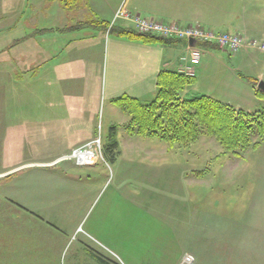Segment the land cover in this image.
I'll list each match as a JSON object with an SVG mask.
<instances>
[{"label": "rangeland", "instance_id": "1", "mask_svg": "<svg viewBox=\"0 0 264 264\" xmlns=\"http://www.w3.org/2000/svg\"><path fill=\"white\" fill-rule=\"evenodd\" d=\"M207 1L211 6L210 13H214L222 25L210 29L238 35L246 43L237 53L218 47L207 49L210 52L202 59L204 71L198 72L194 85L184 93L188 99L201 95L217 97L220 93L232 92L240 75L255 79L264 75V51L248 45L251 40L264 44V0H203V3L207 4ZM74 2L78 3V0ZM50 6V1L44 3V0H0V170L18 169L11 180L0 173V187L8 184L7 180L12 183L7 197L16 203H32L40 198L45 203L46 217L53 220L70 215L74 229L79 231L65 250L63 260L73 256L75 264H82V241L87 238L97 254H104L100 240L110 238H97L91 231L94 229L120 233L116 238L120 264H130L129 260L133 264H160L171 261L176 252L179 254L184 250L183 257L193 256L194 264H227L224 256L211 250L216 244L233 241L219 233L230 225L235 234H249L250 237L246 238L249 244L253 242L251 248L255 242L264 249V139L257 148L236 153L225 152L215 139L207 136L192 146L171 148L159 139L129 137L126 131L128 120H110L106 105H101L97 120H77L83 122L82 127L87 130L78 127L82 137L92 128L105 139L114 126L123 153L113 162L104 156L105 160H100L92 168L75 166L73 161L48 169L19 167L50 159L63 145L74 142L72 120H34V104L29 92L32 90L19 88L22 84H32L33 77L16 76L18 61H7L5 65L2 62L1 53L9 48V40L12 47H16L14 40L33 35L34 30L23 29L24 25L33 27L36 23L39 26L50 22L61 25L64 20L79 15L72 12L67 17L60 13L52 18L51 11H46ZM54 8L56 10V6ZM86 15L80 19L90 22L91 14ZM80 32L88 34L90 31L83 28ZM80 32L72 28L64 30L68 39L80 37ZM184 69L185 66L179 72L187 75L188 71ZM191 69L196 73L197 65H192ZM19 81L24 83L19 85ZM26 93L29 95L26 103H20L19 95ZM258 101L260 105L250 108L251 112L264 108V99L258 98ZM256 141L254 138L253 143ZM102 144L104 147L103 141ZM153 148L160 149L161 156L148 158L137 153L139 149ZM51 172L59 176L52 188L49 185ZM195 181L211 183V188L220 186V189L193 185ZM18 182H31L24 195L17 186ZM33 183L38 184L37 188L34 189ZM224 183L231 184L230 188L221 189ZM54 196L58 198V205L46 204L48 198ZM10 202L18 212L21 211L15 202ZM184 204L188 235L179 237L181 222L177 213ZM9 208L4 204L5 212ZM195 208L201 210L200 221L197 218L190 220L197 215ZM188 224L192 229L187 227ZM254 233L259 237H253ZM117 240H121L120 246ZM257 249L249 251V256L259 253L264 261V253L257 252Z\"/></svg>", "mask_w": 264, "mask_h": 264}, {"label": "crops", "instance_id": "2", "mask_svg": "<svg viewBox=\"0 0 264 264\" xmlns=\"http://www.w3.org/2000/svg\"><path fill=\"white\" fill-rule=\"evenodd\" d=\"M49 1L51 6L46 11H51L52 18L58 17L60 13H65L67 17L72 12H77L79 15L70 18L69 21L64 20L61 25L51 22L49 25L40 23L39 26L36 23L33 27L24 25L23 29L34 30L33 35L31 38H29L30 35H27L14 40L15 44L13 43V45H17L16 47H12L9 40V43L7 42L9 48L1 53L3 54L2 62L5 65L7 61H18L16 76L20 78L33 77L32 84H28V86H32L20 85V83H24L23 81H19L20 86H18L21 89L32 90L29 92L32 93L34 104V120H72L71 132H73L74 142L63 145L50 159L26 163L20 165V168H54L65 161L72 162L65 160V157L92 140L100 138L105 145L109 141L110 135L103 139L98 136L96 130L90 128L89 132L82 137V131L78 126L82 127L83 122L78 123L77 120H97L101 105H106L110 120H128V124L130 117L114 104V100L127 96L144 104L152 102L157 94V78L161 71H180L185 66L181 57L188 54L189 48L196 47L203 54L194 77H197L198 72L204 71L205 64L202 67V59L206 53L210 52L207 49H212V47H203L189 41H177L166 46L145 45L138 41L119 37L116 34V29L132 28V22L124 18L113 24L119 11L127 10L126 12L139 15L142 18L165 23H178L182 26L197 24L207 29L222 26L217 22L214 13H210L209 1L206 4L203 3V0H78L80 4L75 3V0H44V3ZM202 4L204 5L202 6ZM88 13L92 16L89 15L90 22L86 21L87 19H80L85 18ZM100 22L113 26L109 27L107 32L105 26L100 25ZM89 23L91 26L88 25ZM71 28L76 32H80L83 28L90 32L88 34L80 32V37L68 39L64 30ZM250 57L254 58L253 55ZM6 67L10 68L9 65ZM238 77L232 92L220 93V96L217 97L207 96L236 109L251 112L250 108L260 105L255 95V88L240 76ZM258 77V80L264 79L263 74ZM217 83L215 81V84ZM27 97H29L27 93L19 95L18 99L21 98L19 102L26 103ZM82 130L87 129L82 127ZM137 151V153L145 154V157L148 158L161 156L159 155L160 149H139ZM122 153L120 149V155ZM165 153L167 152L165 151ZM72 163L77 166L74 162ZM78 167L92 168V166ZM15 169L18 170L17 168L0 170V173L4 174L2 176H7V174L17 172ZM49 176V185L52 188L58 182L55 183V179L58 180L59 176L52 172ZM61 179L63 181V177ZM30 183H17L23 195L26 193V186ZM210 184L203 181L193 183V185L211 188ZM11 185L12 183H8L0 187V204L3 207V211L0 212V264H75L73 256H70L69 260L67 258L63 260L65 250L79 231L73 227V218L70 215L69 217L66 215L60 220L46 217L45 203L40 198L39 200L35 199L32 203H16L15 200L7 197L9 196L7 191ZM32 185L34 189L38 186L37 183ZM222 185L221 189L225 190L229 189L231 184L224 183ZM218 188L220 189V186H214L211 189ZM10 200L15 202L21 211L18 212L17 208L10 204ZM196 203L197 200H195ZM4 204L6 207H10L8 212H5L7 208L4 209ZM46 204L49 206L58 205V198L50 197ZM13 208L16 212L13 211ZM195 210L198 216H193L190 220L195 218L199 221L202 220L201 210L199 208H195ZM177 214H179L178 221L181 222L179 237H186L188 232L185 204ZM218 219L217 216L216 220L218 221ZM226 221H228V217ZM187 227L192 229L190 224ZM219 227L218 224L217 228ZM232 228L234 230V227L230 225L219 233L232 238L233 241H227L225 245L216 244L211 252L215 250L216 253H220V256H224L223 258L228 262L227 264H264V261H261L263 259H260V255L257 253L260 250L261 253H264V249L255 242L251 248L250 245L253 242L249 244L246 238L250 237L249 234H245V232L235 234ZM91 231L97 238L110 239H103V241L99 239L105 251L104 254H97V250L89 245L88 238L82 241L81 263L96 264L97 260L98 264H120L118 261L121 256L120 249L116 251V238L120 237V233L104 229ZM87 233L90 234L88 231ZM131 234L133 236V232ZM253 237H259L258 233H254ZM117 243L120 246L121 240H117ZM219 243L223 242L219 241ZM256 248H258L256 252L258 255L249 256L248 252L256 251ZM184 253L185 250L179 254L176 252L171 261H162L160 264H179ZM195 255L199 259L196 252ZM129 262L133 264L132 261L129 260Z\"/></svg>", "mask_w": 264, "mask_h": 264}, {"label": "trees", "instance_id": "3", "mask_svg": "<svg viewBox=\"0 0 264 264\" xmlns=\"http://www.w3.org/2000/svg\"><path fill=\"white\" fill-rule=\"evenodd\" d=\"M100 25H104L106 30L112 28L103 22ZM115 31L119 37L145 45L166 46L177 42L139 34L134 29L119 28ZM200 45L217 48L206 43ZM240 77L255 88L257 98L264 99V92L258 89V79L243 75ZM194 83V76L163 70L157 78V94L152 102L144 104L127 96L114 100V104L130 117L126 125L128 135L159 139L171 148L189 147L207 136L215 139L225 152L231 153L260 145L264 139V108L261 111L245 112L207 95L185 98L184 93ZM115 132L116 128L113 127L109 141L103 147L105 158L112 162L120 156V145ZM254 138H257L255 143ZM15 174L6 176L5 179L11 180ZM6 182L9 183L8 180Z\"/></svg>", "mask_w": 264, "mask_h": 264}, {"label": "built area", "instance_id": "4", "mask_svg": "<svg viewBox=\"0 0 264 264\" xmlns=\"http://www.w3.org/2000/svg\"><path fill=\"white\" fill-rule=\"evenodd\" d=\"M121 18L131 21L132 29L139 34L158 36L168 40L206 43L217 46L220 49L228 50L232 53H237L246 43L244 38L238 35H232L227 32H216L201 25L194 24L182 26L178 23H165L153 19L142 18L139 15H132L126 11H119L115 16L113 24L116 20ZM248 45L251 48H258L264 51V44H260L256 40H251L248 42ZM201 58L202 52L198 48H189L188 54L181 58L182 62L185 64L184 70L188 71L187 75H195V72L191 69L192 65H198ZM65 159L73 161L77 166H93L100 160L104 161L102 140L97 138L88 142L73 150ZM194 262L195 259L193 256L186 255L179 264H194Z\"/></svg>", "mask_w": 264, "mask_h": 264}, {"label": "water", "instance_id": "5", "mask_svg": "<svg viewBox=\"0 0 264 264\" xmlns=\"http://www.w3.org/2000/svg\"><path fill=\"white\" fill-rule=\"evenodd\" d=\"M191 42L194 43L193 41ZM258 89L264 92V82H259Z\"/></svg>", "mask_w": 264, "mask_h": 264}]
</instances>
